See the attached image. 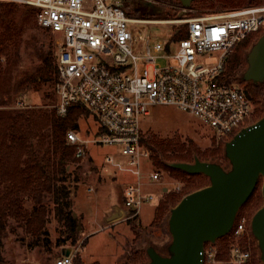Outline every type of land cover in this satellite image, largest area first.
Segmentation results:
<instances>
[{
    "label": "built area",
    "instance_id": "2783aa9c",
    "mask_svg": "<svg viewBox=\"0 0 264 264\" xmlns=\"http://www.w3.org/2000/svg\"><path fill=\"white\" fill-rule=\"evenodd\" d=\"M2 1L33 7L37 24L58 36L55 114L64 117L71 105L80 104L96 116L102 132L89 142L109 147L104 161L128 177L121 189V219H136L154 199L146 190L152 183L163 188L141 142V118L150 107L187 112L209 125L217 140L227 141L248 125L252 102L222 73L236 45L264 26V5L190 18L184 38L150 43L125 13L123 0ZM214 52L217 57L211 61ZM27 107L23 100L12 105ZM65 139L76 158L87 157V140L74 130ZM144 161L151 170L143 168ZM174 190H180V183ZM230 233H247L246 219L236 217ZM202 254L203 264H215L218 248L206 242ZM249 258V251L235 247L230 262L243 264ZM53 264H72V255H61Z\"/></svg>",
    "mask_w": 264,
    "mask_h": 264
},
{
    "label": "rangeland",
    "instance_id": "374dc122",
    "mask_svg": "<svg viewBox=\"0 0 264 264\" xmlns=\"http://www.w3.org/2000/svg\"><path fill=\"white\" fill-rule=\"evenodd\" d=\"M176 1L179 0H123L121 4L129 18L136 21L137 30L144 38H148L150 43L158 40L164 41L168 37L173 38L183 34L187 28L185 21L190 18L222 14L247 6L264 5V0L260 2L252 0L249 5L208 8L204 7L200 0H195L189 7L184 8L180 2ZM181 11H183L182 15H180ZM14 16L12 27L16 33L8 35L9 40L7 41L10 55L8 59L5 56L0 57V112L25 109L53 110L56 103L54 85H27L24 83V78L40 64V49L46 52L50 48L56 59L59 38L37 24L35 12L31 6L18 4ZM263 34L264 26L254 35L247 52ZM211 57V61H215L217 53H211ZM159 62L165 63V61ZM246 68L245 57L244 69L233 82L241 86L242 89L249 84L264 87V82L252 83L242 79ZM17 100H23L28 107L23 109L12 108ZM263 114L264 98L257 105L254 104L253 112L246 124H253ZM77 123V135L81 139L87 140L88 148L86 158L78 159L77 164L69 165L67 168L68 172H71L67 181L71 189V210L76 214L75 219L80 232L77 242L71 244L70 240H66L62 243L63 246L58 245L59 241L65 239L64 226L59 224L52 215L48 219L45 234L38 240H33L27 235L20 224L10 222L6 229L0 233L1 255L4 260L7 264H53L62 255L61 251L64 248L71 249L72 264H75L76 255L81 264H125L135 252H139L141 256V260L136 264H146L149 261L146 254L148 248H154L163 256L168 255V247L171 242L168 217L170 209L175 204L169 205L163 220L157 226L151 225L154 210L163 200L165 193H174L179 199L177 204L183 196L188 194L191 186L152 165V169L159 172L161 185L166 190H160L159 182L152 183L146 190L153 195L154 199L142 206L136 219L124 220L119 218L113 222H104L101 212L110 203L123 206L119 192L124 180L128 177L114 170L104 161V155L110 151L109 147L89 142L95 139L98 134V124L93 116H83L78 119ZM213 132L209 125L174 106H152L148 109V114L141 118V135L144 137L149 136V134H155L161 138L180 136L182 140L190 141L202 152L211 148L212 143L219 146L221 158L216 160L209 158L207 161L214 162L223 170L229 171L231 164L225 156L224 147L231 139L227 141L217 140ZM143 168L151 170L146 161L143 162ZM113 175L115 178L112 177ZM203 176L205 177L204 182L197 180L194 187L200 188L209 184L208 177ZM177 183H180V190L175 191L174 186ZM262 184L263 179L260 177L250 197L239 208L236 216L237 218L244 217L247 221V233L242 237L246 240L250 252L247 264H262L258 243L250 231L251 219L263 205ZM88 188H92L93 191L88 192ZM45 202L51 209L52 201L47 198ZM25 207L31 208L29 200H25ZM221 238L214 242L218 250L221 246ZM221 258L218 264H235L231 263L225 256Z\"/></svg>",
    "mask_w": 264,
    "mask_h": 264
},
{
    "label": "trees",
    "instance_id": "16d2710c",
    "mask_svg": "<svg viewBox=\"0 0 264 264\" xmlns=\"http://www.w3.org/2000/svg\"><path fill=\"white\" fill-rule=\"evenodd\" d=\"M200 1L204 7L208 8L236 7L249 5L252 2V0ZM260 1L255 0V2ZM5 2L0 0V57L5 56L8 59L10 55L7 44L8 35L16 33L12 26L14 11L18 4L12 2L3 4ZM255 34V32L248 34L226 59L222 73L225 81H235L236 77L242 73L245 66V54ZM177 36L173 39L184 38L186 30ZM39 59L40 64L25 76L24 83L54 85L58 75L52 50L49 48L44 52L40 49ZM243 91L253 106L264 98V87L249 84L243 87ZM89 115L97 120L89 109L80 104L71 105L64 117L57 116L54 109L0 112V233L10 222H15L20 224L33 240H38L45 234L48 219L52 215L59 224L64 226L65 239L59 241L58 245L63 246L62 243L66 240H70L71 244L77 242L80 232L71 210V189L67 182L71 172H68L67 168L69 165L77 164L78 158L75 157L74 147L67 145L65 138L68 130L77 132L79 118ZM101 132L99 128L98 134ZM141 142L148 150L150 162L155 168L162 169L191 186L187 193L199 189L194 187V183L197 180L203 183L205 177L203 174H188L171 167L170 164L191 163L195 158L201 161L221 158L219 146L212 143L211 148L202 152L190 141L182 140L180 136L161 138L155 134H149L147 137L141 135ZM47 198L52 201L51 209L45 202ZM25 200L30 201V209L25 207ZM178 200L174 193H165L163 200L154 210L151 225H159L169 205H176ZM242 237L244 236L235 237L229 233L221 238L217 262H220L222 256L231 261L235 247L242 251H249L246 240ZM128 260L125 264L138 263L141 260L140 253L135 252ZM247 261L248 259L243 264H247ZM74 263L81 264L77 255ZM0 264H7L1 255V241Z\"/></svg>",
    "mask_w": 264,
    "mask_h": 264
},
{
    "label": "water",
    "instance_id": "95a60500",
    "mask_svg": "<svg viewBox=\"0 0 264 264\" xmlns=\"http://www.w3.org/2000/svg\"><path fill=\"white\" fill-rule=\"evenodd\" d=\"M195 0H179L189 7ZM183 14L181 11L180 15ZM247 68L242 79L252 83L264 82V34L246 54ZM231 164L229 171L214 162L194 159L192 163H172L171 167L188 174H203L209 184L186 194L170 209L168 230L171 242L169 254L163 256L148 248L146 264H203V246L206 242L230 233L239 208L250 197L258 179L262 177L263 205L251 219L250 231L258 243L264 264V114L251 125L239 130L224 147ZM166 188L163 189L165 191ZM73 217L76 214L73 213ZM121 218V210L113 206L104 214L106 222ZM62 255L68 256L70 248Z\"/></svg>",
    "mask_w": 264,
    "mask_h": 264
},
{
    "label": "crops",
    "instance_id": "0c3cea01",
    "mask_svg": "<svg viewBox=\"0 0 264 264\" xmlns=\"http://www.w3.org/2000/svg\"><path fill=\"white\" fill-rule=\"evenodd\" d=\"M113 178H115V175H113L112 176ZM163 190V189H162ZM120 196H121V190H120ZM113 206H118V207H120L118 204H116V203H110V205L107 207V208H105L104 210H102V212H101V214H102V220L104 221V222H106L105 221V219H104V214L109 210V209H111ZM99 214V213H98ZM139 215V214H138ZM217 264H218V262H216Z\"/></svg>",
    "mask_w": 264,
    "mask_h": 264
},
{
    "label": "bare ground",
    "instance_id": "6f19581e",
    "mask_svg": "<svg viewBox=\"0 0 264 264\" xmlns=\"http://www.w3.org/2000/svg\"><path fill=\"white\" fill-rule=\"evenodd\" d=\"M156 22H160V21H156Z\"/></svg>",
    "mask_w": 264,
    "mask_h": 264
}]
</instances>
